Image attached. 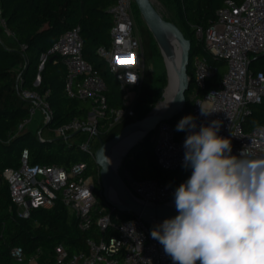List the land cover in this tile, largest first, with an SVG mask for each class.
<instances>
[{
    "label": "built area",
    "instance_id": "1",
    "mask_svg": "<svg viewBox=\"0 0 264 264\" xmlns=\"http://www.w3.org/2000/svg\"><path fill=\"white\" fill-rule=\"evenodd\" d=\"M134 9L133 0H115L109 8L113 16L110 44L100 46L97 50L119 82L123 101L118 108L108 107L106 83L94 66L82 56L78 25L62 33L48 51V54L59 57L66 67V95L90 102L85 118H73L52 128L51 132L56 138L67 140L70 133L84 131L86 138L80 142V148L85 152L91 153L93 140L100 134L98 125L101 120H109V127H112L135 116L133 105L143 85L144 51L141 34L135 25ZM215 20L205 28L195 25L194 33L204 41L209 53L224 60L227 71L217 87L210 89L203 97H197V91L205 88L207 79L215 73L216 68L204 57H193L195 70L194 87L189 95L192 100L190 114L197 117L198 126L213 120L221 121L218 134L231 140L232 154H238L245 146L253 152L264 154V125L247 132L241 124L248 105L264 98V72H252L249 68L253 54L264 55V0H225ZM0 24L4 25L1 17ZM43 65L42 62L38 66L37 79ZM18 88L19 96L31 103L28 117L20 127L29 126L37 109L42 114V125H47L53 111L46 97L35 91L21 89L20 81ZM199 104L213 112L201 116ZM42 132L41 129L37 131L41 140ZM147 135L150 136L153 152L161 168L174 172L183 166L185 132L178 134L168 121H163ZM86 167L85 162H78L69 170L54 164H30L28 149H23L20 166L6 168L2 175L7 180L11 200L19 217L27 218L32 209L50 208L56 199H61L69 214L76 218L79 228L87 230L92 225L96 183L91 175H84ZM128 179L127 187L140 201L166 204L173 200L175 189L168 184H160L149 178L133 180L128 176ZM96 181L102 192L100 176ZM111 210L119 218L114 206H111ZM110 220V215L105 214L96 218L95 222L98 229L103 231L109 227ZM155 224L134 215L118 222L114 227L116 233L109 238H87V250L70 252L65 245H56L54 258L49 264H172L162 246L151 238L150 226ZM11 256L21 261L22 247L12 248Z\"/></svg>",
    "mask_w": 264,
    "mask_h": 264
},
{
    "label": "trees",
    "instance_id": "2",
    "mask_svg": "<svg viewBox=\"0 0 264 264\" xmlns=\"http://www.w3.org/2000/svg\"><path fill=\"white\" fill-rule=\"evenodd\" d=\"M159 1L165 3L163 0ZM171 1L175 17L162 16L180 25L191 42L190 63L187 67L191 87L185 93V109L168 121L175 130L178 121L190 114L192 100L189 95L194 87L195 70L193 57H204L216 68L215 73L207 79L205 88L197 91V97H203L210 89L217 87L227 71L224 60L209 53L204 41L194 33L195 25L205 28L216 21L217 11L224 6L225 0ZM114 2L115 0H0V17L4 21V25L0 24V264H27L32 257H35L38 264H49L54 258L56 245L63 244L70 252L87 250V238L91 236L96 239L109 238L116 233L114 227L118 222L134 217L132 213L117 211L119 218L115 217L111 210L112 205L107 202L100 184L96 181L99 178V167L91 153L94 154L99 141L110 139L126 124L146 115L156 95V76L149 68V64L157 55V45L140 18L136 6L134 14L138 32L141 34L144 65L143 85L133 105L135 116L112 127H109V120H101L98 125L100 134L92 145L91 153L80 148V142L86 136L82 130L70 133L67 140L46 138L43 135L41 140L37 132L28 126L20 127L28 117L31 103L19 96V81L21 89L35 91L45 96L49 102L53 114L50 122L43 128H47L50 134L52 128L73 118L86 117L90 102L69 98L66 95V67L59 61V57L48 54L59 36L77 25L80 27L82 38V56L94 66L106 83L105 96L108 107L118 108L122 105L119 82L108 70L106 61L97 53L98 47L110 44L113 16L109 8ZM42 62L44 65L37 81V69ZM249 68L252 72H264V58L253 54ZM241 124L243 130L247 132L264 125V98L260 102L248 105ZM23 149H28L30 164H54L69 170L76 163L85 162L87 167L84 175H91L96 183L94 184L96 204L92 210V225L89 229L79 228L76 218L69 214L61 199H56L50 208L32 209L31 215L27 218L17 215L7 180L2 173L6 168L20 166ZM121 167L133 180L149 178L160 184H168L174 189L191 175V169L184 166L174 172L161 168L157 163L149 135L131 149ZM105 214L110 215V225L101 231L95 220ZM16 246L22 247L21 261L11 256V250Z\"/></svg>",
    "mask_w": 264,
    "mask_h": 264
},
{
    "label": "clouds",
    "instance_id": "3",
    "mask_svg": "<svg viewBox=\"0 0 264 264\" xmlns=\"http://www.w3.org/2000/svg\"><path fill=\"white\" fill-rule=\"evenodd\" d=\"M212 112L200 105L201 116ZM220 126H198L191 114L175 126L186 133L191 175L172 194L177 214L150 230L172 264H264V154L247 146L232 154Z\"/></svg>",
    "mask_w": 264,
    "mask_h": 264
},
{
    "label": "water",
    "instance_id": "4",
    "mask_svg": "<svg viewBox=\"0 0 264 264\" xmlns=\"http://www.w3.org/2000/svg\"><path fill=\"white\" fill-rule=\"evenodd\" d=\"M136 9L144 22L147 29L150 31L156 45L165 43L169 34L173 35L174 41L178 46V68H177V87L172 95L171 103L166 110L162 112H153L152 110L141 118L135 119L106 141H99V146L94 152V160L99 167V176L101 180L102 194L107 202L115 207L117 212L132 213L140 216L147 222L160 223L165 218L176 215L175 207L167 206L166 204L149 205L144 201L136 199L130 195L127 189V184L123 181L114 167L108 160V152L112 147L129 135L131 132L138 130L143 135L131 141L124 151L120 161V165L128 156L131 149L141 141L144 136L154 130V128L163 121H169L179 115L186 105L185 93L190 86V77L187 73V67L190 63V39L187 37L184 30L173 21L162 16L160 11L155 6L153 0H133ZM264 58L263 56H260ZM38 81V79H37ZM181 98H183L181 100ZM107 184L111 185L117 197L113 201L107 197Z\"/></svg>",
    "mask_w": 264,
    "mask_h": 264
},
{
    "label": "rangeland",
    "instance_id": "5",
    "mask_svg": "<svg viewBox=\"0 0 264 264\" xmlns=\"http://www.w3.org/2000/svg\"><path fill=\"white\" fill-rule=\"evenodd\" d=\"M153 1L155 3V6L157 7V9L160 11V13L162 15H165L166 17H172V18L175 17L174 16V9L169 8L165 3H162V1H159V0H153ZM134 20H135V14H134ZM135 25L137 27L136 20H135ZM178 26L181 27L180 25H178ZM157 51H158L157 55L155 56L153 61L149 64V68L152 71H154L155 76H156V95H155L154 99L152 100V102L150 103V105H149L150 110L147 113H149L151 110H153V108L159 102H161L164 99V93H165V90H166V87L168 85L169 78H170L168 61L166 59L165 51L163 50L161 44L159 47L157 46ZM35 114L36 115L34 116L32 122L29 124L28 128H30L34 132H37L39 129L43 128V125L41 123L42 114H41V111L39 109H37ZM43 131L44 132H42V135L44 137H46V138L55 137L53 134L49 133L47 128H43ZM85 138H86V136H85ZM94 141L95 140H93V143H94ZM126 147H125V149H126ZM125 149H124V151H126ZM124 151H122L119 154V156L116 158L111 157V154L109 155V159L113 165H117V164L120 165V161H121V158L123 156ZM119 167H120V168H118L119 175L121 176V178L123 179L125 184L129 185L128 175L122 170L121 165ZM152 227L153 226H150V229H152ZM27 264H38V263L36 262L35 257H32L28 260Z\"/></svg>",
    "mask_w": 264,
    "mask_h": 264
},
{
    "label": "bare ground",
    "instance_id": "6",
    "mask_svg": "<svg viewBox=\"0 0 264 264\" xmlns=\"http://www.w3.org/2000/svg\"><path fill=\"white\" fill-rule=\"evenodd\" d=\"M160 46V45H159ZM163 50L165 51V56L166 59L168 61V65H169V71H170V78H169V82L168 85L166 87L165 93H164V99L159 102L154 108H153V112H162L164 110L167 109V107L169 106V104L171 103V99H172V95L176 89L177 85V68H178V46L176 45L173 35L169 34L166 38L165 43L161 44ZM141 135H143L140 131L135 130L133 132H131L129 135H127L125 138H123L121 141H119L117 144H115L111 151L108 152L107 158L109 160V162L111 163L110 159H109V155L111 154V157L116 158L119 156V154L124 151L125 147L134 139L139 138ZM112 164V163H111ZM113 165V164H112ZM114 167L120 168L119 164L117 165H113ZM128 191L129 188L127 187ZM131 195V192H130ZM133 196V195H131ZM107 197L110 200H117V197L113 191V188L111 185L107 184ZM149 205H153L151 203H147ZM167 206H174V199L169 201V203H166Z\"/></svg>",
    "mask_w": 264,
    "mask_h": 264
},
{
    "label": "crops",
    "instance_id": "7",
    "mask_svg": "<svg viewBox=\"0 0 264 264\" xmlns=\"http://www.w3.org/2000/svg\"><path fill=\"white\" fill-rule=\"evenodd\" d=\"M165 1L166 5L169 7V8H172L173 9V3L171 0H163Z\"/></svg>",
    "mask_w": 264,
    "mask_h": 264
},
{
    "label": "snow or ice",
    "instance_id": "8",
    "mask_svg": "<svg viewBox=\"0 0 264 264\" xmlns=\"http://www.w3.org/2000/svg\"><path fill=\"white\" fill-rule=\"evenodd\" d=\"M118 62H119V58H118Z\"/></svg>",
    "mask_w": 264,
    "mask_h": 264
}]
</instances>
